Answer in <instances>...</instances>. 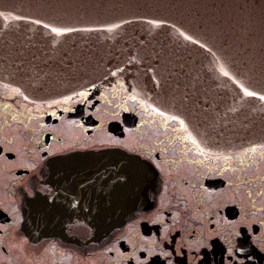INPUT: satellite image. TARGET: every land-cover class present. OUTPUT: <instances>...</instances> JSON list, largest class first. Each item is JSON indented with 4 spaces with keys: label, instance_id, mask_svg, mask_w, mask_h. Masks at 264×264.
I'll return each mask as SVG.
<instances>
[{
    "label": "flooded vegetation",
    "instance_id": "af4514ba",
    "mask_svg": "<svg viewBox=\"0 0 264 264\" xmlns=\"http://www.w3.org/2000/svg\"><path fill=\"white\" fill-rule=\"evenodd\" d=\"M134 65L39 103L0 84V264H264V143L203 149L131 92L122 73ZM103 151L135 156L139 174L153 175L145 203L132 206L116 182L95 194L89 171L52 178L56 157ZM98 206L135 211L97 237L88 214Z\"/></svg>",
    "mask_w": 264,
    "mask_h": 264
},
{
    "label": "water",
    "instance_id": "95a60500",
    "mask_svg": "<svg viewBox=\"0 0 264 264\" xmlns=\"http://www.w3.org/2000/svg\"><path fill=\"white\" fill-rule=\"evenodd\" d=\"M132 58L138 65L122 73L131 91L150 108L182 120L203 149L264 143V0H0V84L29 101L75 93ZM128 156H59L52 178L62 173L66 182L89 171L95 194H108L105 182H116L113 191L139 206L153 175L138 170L126 179ZM131 207H95L88 214L93 234L103 237L121 226L135 211Z\"/></svg>",
    "mask_w": 264,
    "mask_h": 264
},
{
    "label": "snow or ice",
    "instance_id": "6c2138e0",
    "mask_svg": "<svg viewBox=\"0 0 264 264\" xmlns=\"http://www.w3.org/2000/svg\"><path fill=\"white\" fill-rule=\"evenodd\" d=\"M142 162L138 160L135 156H128L123 161V166L126 170L125 178L131 179L136 176L138 170L141 167Z\"/></svg>",
    "mask_w": 264,
    "mask_h": 264
},
{
    "label": "bare ground",
    "instance_id": "6f19581e",
    "mask_svg": "<svg viewBox=\"0 0 264 264\" xmlns=\"http://www.w3.org/2000/svg\"><path fill=\"white\" fill-rule=\"evenodd\" d=\"M117 70V69H116ZM115 71V70H114Z\"/></svg>",
    "mask_w": 264,
    "mask_h": 264
}]
</instances>
